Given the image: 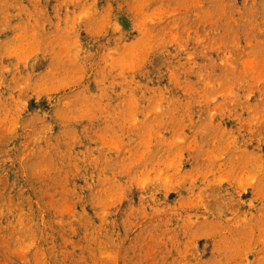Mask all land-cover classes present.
<instances>
[{
  "label": "rangeland",
  "instance_id": "1",
  "mask_svg": "<svg viewBox=\"0 0 264 264\" xmlns=\"http://www.w3.org/2000/svg\"><path fill=\"white\" fill-rule=\"evenodd\" d=\"M0 264H264V0H0Z\"/></svg>",
  "mask_w": 264,
  "mask_h": 264
}]
</instances>
